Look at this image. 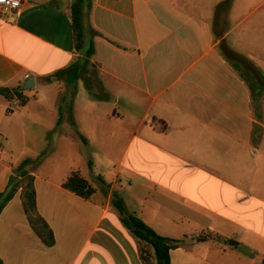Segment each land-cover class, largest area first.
Here are the masks:
<instances>
[{"label": "crops", "instance_id": "1", "mask_svg": "<svg viewBox=\"0 0 264 264\" xmlns=\"http://www.w3.org/2000/svg\"><path fill=\"white\" fill-rule=\"evenodd\" d=\"M20 1L0 16V88L35 86L24 103L0 96V194L33 161L54 243L37 235L19 189L0 213L2 264H157L114 195L180 241L170 264H264V0L223 12L224 0H92L88 66L73 45L74 0ZM228 51L247 60L238 71ZM72 172L90 198L63 188ZM207 232L219 238L194 240Z\"/></svg>", "mask_w": 264, "mask_h": 264}, {"label": "trees", "instance_id": "2", "mask_svg": "<svg viewBox=\"0 0 264 264\" xmlns=\"http://www.w3.org/2000/svg\"><path fill=\"white\" fill-rule=\"evenodd\" d=\"M91 3L92 0H74L70 7L73 45L75 51L77 53L83 54L87 59L84 61V66H88V59L93 55L94 52L92 44H89L88 47L85 48V28L83 23L85 11L90 9ZM229 3L230 0H224L219 5H217L216 11L223 12L227 10ZM228 53L231 55L229 59L232 63V66L237 71L240 63L247 62L245 58L240 57L233 51H228ZM87 91L90 93L92 98H97L99 96L95 92H92L88 87ZM23 93L24 92L22 91L21 87L16 89L0 88V96L8 102L17 99L21 100V103H24ZM33 163V161L24 160L21 161L14 169L15 176L10 177L6 191L0 194V213L19 189L24 190L22 202L23 208L30 216L39 238L46 246L50 247L54 243V238L47 224L36 212L32 177L29 176L27 172V168ZM62 186L64 189L83 198H90L94 194V189L92 186L78 172H72L67 177ZM112 206L117 211L121 222L126 227V229H128L138 241L148 245L152 249L153 256L157 264H170L169 252L172 249L179 247L180 241L163 238L157 235L141 220L130 214L125 208L123 201L116 195L113 196ZM214 238L217 239L219 237L217 234L207 232L196 237L194 240L197 242H204ZM0 264H2L1 260Z\"/></svg>", "mask_w": 264, "mask_h": 264}, {"label": "built area", "instance_id": "3", "mask_svg": "<svg viewBox=\"0 0 264 264\" xmlns=\"http://www.w3.org/2000/svg\"><path fill=\"white\" fill-rule=\"evenodd\" d=\"M20 8V0H0V16L16 13Z\"/></svg>", "mask_w": 264, "mask_h": 264}, {"label": "water", "instance_id": "4", "mask_svg": "<svg viewBox=\"0 0 264 264\" xmlns=\"http://www.w3.org/2000/svg\"><path fill=\"white\" fill-rule=\"evenodd\" d=\"M34 86L35 84H34L33 78H28V80H26L25 84L23 85L22 90L29 91V90H32Z\"/></svg>", "mask_w": 264, "mask_h": 264}, {"label": "rangeland", "instance_id": "5", "mask_svg": "<svg viewBox=\"0 0 264 264\" xmlns=\"http://www.w3.org/2000/svg\"><path fill=\"white\" fill-rule=\"evenodd\" d=\"M225 25H227V24H225ZM83 86H84V83H83ZM86 94V93H85ZM112 108H114V106L112 107ZM117 107L115 106V109H116Z\"/></svg>", "mask_w": 264, "mask_h": 264}]
</instances>
